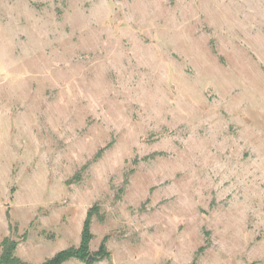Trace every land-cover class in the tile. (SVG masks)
<instances>
[{"label":"rangeland","instance_id":"1","mask_svg":"<svg viewBox=\"0 0 264 264\" xmlns=\"http://www.w3.org/2000/svg\"><path fill=\"white\" fill-rule=\"evenodd\" d=\"M94 204L92 264H264V0H0V253Z\"/></svg>","mask_w":264,"mask_h":264},{"label":"trees","instance_id":"2","mask_svg":"<svg viewBox=\"0 0 264 264\" xmlns=\"http://www.w3.org/2000/svg\"><path fill=\"white\" fill-rule=\"evenodd\" d=\"M95 216L103 219L99 204H94L88 210L81 232V240L78 246H70L63 250H60L52 257L46 258L44 261L39 263H31L20 258L16 254L18 242L11 239V237L4 238L1 243L2 250L0 253V264H64L65 262L72 259H78L82 262H85L86 264H92L94 261L89 260V256L92 253L91 242L94 238L92 223ZM106 242L107 237H104L101 242L99 251L94 253L97 260L110 255L107 250Z\"/></svg>","mask_w":264,"mask_h":264},{"label":"water","instance_id":"3","mask_svg":"<svg viewBox=\"0 0 264 264\" xmlns=\"http://www.w3.org/2000/svg\"><path fill=\"white\" fill-rule=\"evenodd\" d=\"M94 258H96V257L93 256L92 254H90V256H89V260H93Z\"/></svg>","mask_w":264,"mask_h":264}]
</instances>
